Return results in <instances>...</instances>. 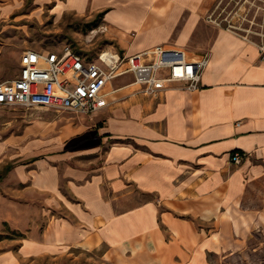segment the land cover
<instances>
[{"label": "crops", "instance_id": "crops-1", "mask_svg": "<svg viewBox=\"0 0 264 264\" xmlns=\"http://www.w3.org/2000/svg\"><path fill=\"white\" fill-rule=\"evenodd\" d=\"M33 2L29 17L55 24L100 16L124 53L166 44L208 61L197 90L150 96L126 75L91 115L35 108L0 134V223L20 235L0 264L101 246L116 264L244 251L264 229V46L207 19L210 0Z\"/></svg>", "mask_w": 264, "mask_h": 264}, {"label": "built area", "instance_id": "built-area-1", "mask_svg": "<svg viewBox=\"0 0 264 264\" xmlns=\"http://www.w3.org/2000/svg\"><path fill=\"white\" fill-rule=\"evenodd\" d=\"M207 61V52L192 57L183 48L166 44L133 54L111 46L89 55L74 51L70 44L25 49L17 75L0 82V106L91 115L108 104L116 91L112 83L122 76L130 75L136 90L150 96L172 83L197 90ZM230 158L240 159L237 152Z\"/></svg>", "mask_w": 264, "mask_h": 264}, {"label": "rangeland", "instance_id": "rangeland-1", "mask_svg": "<svg viewBox=\"0 0 264 264\" xmlns=\"http://www.w3.org/2000/svg\"><path fill=\"white\" fill-rule=\"evenodd\" d=\"M10 4L19 8L10 12ZM33 8V0H0V82L17 75L19 57L25 49H52L70 44L76 52L95 55L100 49L109 47L100 16L91 19L67 16L66 22L55 24L46 9L38 20L29 17ZM205 17L264 46V0H210ZM34 111L0 106V134L8 128H19L24 118L34 116ZM19 238L20 235L0 223V251L14 248ZM19 264L116 263L108 250L101 246L25 258ZM217 264H264V229L251 238L250 245L240 255H229Z\"/></svg>", "mask_w": 264, "mask_h": 264}, {"label": "trees", "instance_id": "trees-1", "mask_svg": "<svg viewBox=\"0 0 264 264\" xmlns=\"http://www.w3.org/2000/svg\"><path fill=\"white\" fill-rule=\"evenodd\" d=\"M240 253H241V252H239V253H235V254H236V255H240Z\"/></svg>", "mask_w": 264, "mask_h": 264}]
</instances>
